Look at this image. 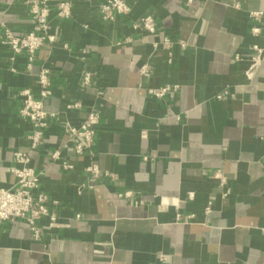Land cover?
<instances>
[{
    "label": "crops",
    "instance_id": "0c3cea01",
    "mask_svg": "<svg viewBox=\"0 0 264 264\" xmlns=\"http://www.w3.org/2000/svg\"><path fill=\"white\" fill-rule=\"evenodd\" d=\"M59 1L58 39L31 69L0 32V188L15 185L11 168L27 153L57 215L40 221L38 239L24 220L3 222L0 264H264V55L247 74L252 47L264 51V0H128L113 20L100 15L106 0H70L67 19ZM148 14L154 33L137 26ZM0 23L34 30L28 0H0ZM43 68L56 116L34 150L20 91L38 96ZM166 86L162 97L149 92ZM91 111L94 156L66 149L74 167L63 169L50 153L67 143L66 123ZM92 161L111 175L91 181Z\"/></svg>",
    "mask_w": 264,
    "mask_h": 264
},
{
    "label": "built area",
    "instance_id": "2783aa9c",
    "mask_svg": "<svg viewBox=\"0 0 264 264\" xmlns=\"http://www.w3.org/2000/svg\"><path fill=\"white\" fill-rule=\"evenodd\" d=\"M194 0H187L191 3ZM56 14L61 19L71 18L73 16V3L70 0H60L57 4ZM29 14L34 21V30L16 34L10 28L0 23V32L2 43L7 45L12 53V60L17 55L27 54V68L31 69L36 59V52L45 43H54L58 39V32L52 31L50 18L53 13L51 0H28ZM131 11V5L128 0H106L100 5V15L105 20H113L116 14H128ZM255 19L260 18L263 13L254 11L250 13ZM144 30L156 32V20L148 14L142 17L141 22L137 25ZM254 33H259L260 28L254 27ZM168 42V39H166ZM263 48L254 45L252 47V64L247 70L248 77H253L257 72L263 60ZM236 58L242 60L243 55L237 54ZM144 76L149 75V68H141ZM50 70L43 68L40 71V93L38 96L30 89L20 91L22 105L19 114L27 119L32 127V132L27 136V143L31 149H39L46 138V131L49 127L50 119L56 116V113L49 112L45 109V100L52 94L51 82L49 79ZM91 82V74L86 73L83 85L87 86ZM170 90L169 86L160 89H150L149 92L157 97H162ZM80 103L68 105L69 108H78ZM100 117L95 111H91L84 122L79 125L66 123L65 129L68 136L67 143L62 147H56L50 153L51 159L59 161L63 169H72L74 164L65 156L63 151L70 149L75 156L88 154L93 158V146L96 140L97 126ZM16 162L21 166L11 168L17 178V182L11 188H0V225L3 222H12L17 219L26 221L30 225L32 235L38 239L41 234L40 221L49 218L51 223L57 222V215L51 206V199L48 193L42 189V176L38 171L29 165L30 156L27 153L16 156ZM91 181L110 176L111 174L102 171L98 165L92 161L87 167ZM55 203V202H54ZM210 206L207 207V212ZM194 215H190L192 219Z\"/></svg>",
    "mask_w": 264,
    "mask_h": 264
}]
</instances>
